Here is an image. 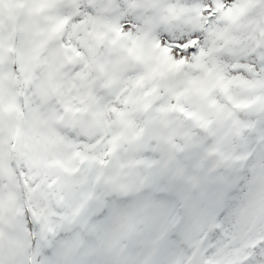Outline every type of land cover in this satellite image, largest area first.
I'll use <instances>...</instances> for the list:
<instances>
[{
  "label": "snow or ice",
  "instance_id": "snow-or-ice-1",
  "mask_svg": "<svg viewBox=\"0 0 264 264\" xmlns=\"http://www.w3.org/2000/svg\"><path fill=\"white\" fill-rule=\"evenodd\" d=\"M0 264H264V0H0Z\"/></svg>",
  "mask_w": 264,
  "mask_h": 264
}]
</instances>
